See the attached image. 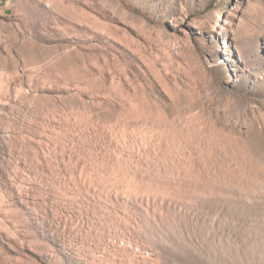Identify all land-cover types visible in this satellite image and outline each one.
<instances>
[{
    "label": "rangeland",
    "instance_id": "374dc122",
    "mask_svg": "<svg viewBox=\"0 0 264 264\" xmlns=\"http://www.w3.org/2000/svg\"><path fill=\"white\" fill-rule=\"evenodd\" d=\"M0 264H264V0H0Z\"/></svg>",
    "mask_w": 264,
    "mask_h": 264
}]
</instances>
